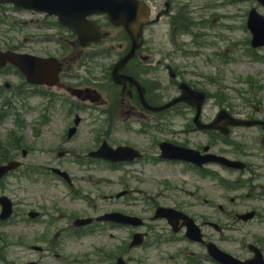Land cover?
<instances>
[{"label":"rangeland","instance_id":"1","mask_svg":"<svg viewBox=\"0 0 264 264\" xmlns=\"http://www.w3.org/2000/svg\"><path fill=\"white\" fill-rule=\"evenodd\" d=\"M144 1L149 3L154 12L163 10L164 3L169 2L175 7L188 4L189 8H192L195 13H201V8L199 6H201L202 3H205V0ZM253 5L254 4L251 1L240 0L232 7H226L225 9L217 8L214 11L209 10L208 14H210L212 20L215 17H222V21H218V23H215L214 27L212 26L211 29H207L202 33L204 34V37L198 39V41L202 43L200 46L190 47L192 49H197L199 55L193 56V54H188V58L182 59L181 51L171 53V60L178 66L179 73L185 76L184 79L197 85L196 87L198 89L206 90L210 94H218L227 98V102H224V105H229L230 108L236 112L248 108L244 105L242 100V96H245L247 93H250L251 95L256 93L259 100H253L254 107L264 108V51L258 52L256 57H251L249 55V45L247 46V38L249 39V34L247 30L243 28L246 22L245 14H247ZM258 11L264 15L263 9H258ZM228 12H230V15H228ZM224 15L233 16L234 18L228 22V19L223 17ZM9 16L10 21L12 19L15 20L14 22L17 24L18 30L13 31L8 29L7 26L0 25V45H13L10 42L13 40L10 38L17 40L22 32L23 34L35 32L34 30L37 23H30L29 26L24 24L23 21H27L28 19H23V14L10 13ZM225 22L229 23L233 29L224 31L222 25L225 26ZM165 28V25L160 24L154 28L153 32L148 31L146 33L147 41H152V44L157 43V47L161 50L164 48V39L166 37ZM227 41H230V43ZM212 44H214V47L211 46ZM179 47L182 48L181 43H179ZM47 50L48 52H51L52 48L49 47ZM163 76L165 82H167L166 73ZM253 103L251 106H253ZM217 104L218 102L216 98L210 99L205 106L206 116L214 113L217 109ZM6 119L7 123L9 118ZM158 120H160L162 124L161 126L149 129L144 133L140 132L139 136H134L132 133L127 132H117L115 138L120 141L128 140L140 145L147 154L149 160H152L155 153V150H153V144L161 140L169 139V128L166 124V117H159ZM85 126H88V123H86ZM10 128L11 126L9 124L7 126H2L0 130ZM175 130H177V128ZM239 132L240 131L236 133ZM84 135H86L85 132ZM177 139H185L188 144L193 147L201 142L202 137L199 134L190 133L188 136H179ZM69 167L72 169L73 173H76L78 178L81 176V173L77 171L81 168V165H69ZM100 167L101 166H96V169L90 171L89 174L95 178V173L103 171V168ZM136 167L140 171L136 173L135 178L125 176L127 188L132 191V198H130L131 196L129 198L132 200L134 199L133 206H131L132 200L127 202L128 205H122L120 202L112 200H101L102 195H108L113 191L120 189L121 185L118 183L117 179L111 180V182L114 183L113 185H100L96 188L93 187V184L98 183L97 181H78L77 188L78 190L83 191V194L89 192L92 196H97L102 192L97 199V208L100 211L125 209L143 217L150 216L151 212L149 211L154 201L161 204H170L172 202L185 203L188 205L189 211L194 213L196 217L206 216L208 214H213L214 211L204 204V199L208 201L209 205L213 203L217 204L218 202H223L228 205V197L234 196V193L227 189L225 183H220L208 175L199 177L192 172L183 173L182 169L161 162H155V164L145 163L144 165L140 164ZM213 169L215 168L211 167V170ZM88 184L91 186L89 187ZM169 185H172L177 189L167 192L169 195L166 197H158V195L166 190L165 186ZM178 190H181L182 192H179ZM61 191L64 192L62 188ZM236 193L244 195L246 192L244 190H238ZM222 195L228 196L225 201L221 200ZM60 196L62 197V195ZM88 205L89 202H87V206ZM84 207L85 203L82 200H77L73 206L78 214L80 211H84ZM157 226L158 227L156 228H161L163 225L159 224ZM105 229L106 231L97 232L94 236H91V238H86L81 244H76L77 254L90 255L94 252L95 248L100 247L105 251H112L118 243L116 240L117 236L120 240L123 238L125 240L128 237V230L121 229L118 231H110L107 228ZM112 233L115 236L113 239L110 238V234ZM180 247L187 248L184 243L176 246H171V243L163 244L160 251H156L150 246L145 251H134L132 256L141 259L143 264H184V258L175 259L177 256L176 250H179ZM92 259L93 257L91 260Z\"/></svg>","mask_w":264,"mask_h":264},{"label":"flooded vegetation","instance_id":"2","mask_svg":"<svg viewBox=\"0 0 264 264\" xmlns=\"http://www.w3.org/2000/svg\"><path fill=\"white\" fill-rule=\"evenodd\" d=\"M128 42L129 41L127 40V43H126L125 38H124V41H123L122 45L120 46L123 54L126 53V51L129 49V43ZM149 56L150 55H148L144 44H142V47L140 48V50L136 54L135 58L131 61V63H129L124 68L123 73H125L129 76H133L132 74L136 73L135 68H138L139 67L138 65H140L141 63H146V61L149 59ZM140 59L143 60L144 62H140ZM136 77H137V75H135L134 78H136ZM136 80H137V78H136ZM137 81L141 84L139 79ZM24 87L25 86L23 85L20 88L22 89ZM61 87L62 86H61V83L59 81L58 85L55 87H52V88H48V87H44V86H39V87L35 88V90L38 91L39 96H40V100H41L40 110H41L42 117H43V121H42V127L43 128L45 126L44 119L47 118L45 112L46 111H48V112L53 111L52 108H54L55 101L60 100V98H61V92H60ZM7 88L10 90L13 97L18 96V94H16V93L18 92L19 88L10 87V86H7ZM68 88H69V86L64 85L65 90H67ZM0 89H1V84H0ZM85 89H88V88H85ZM118 89L120 90V96H121L123 111H125V113L128 116L136 117L142 113H145L141 109V107L138 103L137 90L134 87H129L128 84H125L124 86L118 87ZM144 91H145V97H146V99H148L147 98L148 91L145 87H144ZM87 94L94 95L91 92H87ZM10 103L12 104V102L7 101L6 102L7 106L11 107ZM98 103L100 105H104L105 103H107V100L101 99ZM150 104L154 105V103H150ZM16 111L18 113V110H16ZM173 111L174 110H170L169 112L172 113ZM1 112H2V110H0V116H1ZM187 112H188V110L180 111L179 112L180 114L178 116L184 117L183 122L186 123V127L187 128L191 127V130H193L192 125L188 124L190 119L188 118ZM257 128L261 129L263 131V134H264V127H257ZM215 136H216V140H215V143L213 144V148L214 149L216 148L217 154L222 155V156H226V157L234 155V151L227 152V151H223V150L219 149L218 143H219V139H221V135L219 133L215 132ZM263 140H264V136H263ZM26 143L27 142L25 141V139L21 135H18V136L10 135L7 138V140L5 141V144H4L5 147L11 148V155L8 156L7 160L12 161V160H17L19 158H22V159H24V163L19 167V168H21V171H23V172H21V173H19V172L9 173L4 179L0 180V196L1 195L8 196V195L12 194V189L14 188V183L11 182L10 180L20 181L21 182L20 188L25 192L26 195H32V194L40 193L39 189L41 187V182L37 178L38 174H36L34 172H29L30 166L28 165L27 161H28L29 156H30V150L25 149V147L27 146ZM19 147H20V149H19ZM201 150H203V148H201ZM19 153H20V155H19ZM250 156H251V158H257L256 155H250ZM247 157L248 156H245L243 160L248 161L246 159ZM250 168L251 167L245 163V170L243 173L247 172V170ZM50 174L52 176H56L52 172ZM55 178L58 179L60 177L57 175ZM262 180H264V175H263ZM250 191H251V193H249L247 195V198L250 200V202H249L250 205L243 204L241 209L243 210L242 212H245V213L246 212L247 213L252 212L253 218L247 223H242V222L237 220V216H238L237 213L236 214H228V213H226L227 209H224L222 206H219L218 209L222 213H225V215H227V218L229 220H228V222H225V224H221V222L218 224L219 230L216 231L217 234L221 235V233L224 231V229H227L231 226L235 230L234 223L249 225L252 227H256L258 229L262 228L264 230V185L261 184L260 186L256 185V187H250ZM230 202L234 203V199H231ZM174 208L177 210L183 211V207L180 205L175 206ZM228 216L231 218H229ZM55 217H59V219H60L61 215L59 212V201H57L53 197L43 198L41 200L40 204H35L31 198H26L24 200H21L20 203H14V212H13L12 217L7 221H4V222L0 221V226L13 227L14 224L18 225L20 222H17V221L20 220L24 224L25 229H27L28 225H31V227L29 230L25 231L23 236L16 235L14 237H7L6 238V241L4 242L2 247L0 248V263H1V261H3L4 256L8 253L10 248L14 244L18 243L20 240H21L22 245L33 244L36 241V239L28 233V231H31L35 226L38 228L39 234H41L40 238L37 239L38 244H40V246H38L39 247L38 253H43V251L44 252H50L52 250L53 244L59 247L58 253L63 252V248L65 247V245L63 246V241L65 239L71 238V236L73 234H76L77 230L73 226V219H74L73 216H69L67 218V225L65 227L66 230H64V231H61L59 229L58 224L60 222L57 219H55ZM206 223H208V222H206ZM179 228H180L179 232L176 233V235L181 234V235L185 236L184 235V228L180 227V225H179ZM17 230H18L17 227H15V231H17ZM51 232H53L54 234L50 235ZM61 232H64V235L62 237L60 236V235H62ZM249 237L251 238V244L253 246H255L256 248H258L259 251L262 253V255H264V238L263 237H256L254 235H250ZM55 238L56 239L58 238L59 242H56V241L52 242L51 239H55ZM204 239L206 240V242L216 243L218 245V247H220L222 250L226 251L227 253L231 254L232 256H236L241 251H244L245 252L244 256H239V255L236 256L240 260H246V259L251 258V256H252V254L250 253V251L248 249V246L245 247L241 244V249L236 250L235 245H233L235 242L233 240H230L229 238H222V239L219 238L218 241H215L213 239V237H210L209 235H204ZM223 245H225V247ZM34 246H35V244L30 246V249L32 251L35 250L33 248ZM198 246H199V248L205 249L203 245H198ZM11 255L12 254H8V256H11ZM200 259H202V260L205 259V260L212 262L208 257H206L205 254L201 255Z\"/></svg>","mask_w":264,"mask_h":264},{"label":"water","instance_id":"3","mask_svg":"<svg viewBox=\"0 0 264 264\" xmlns=\"http://www.w3.org/2000/svg\"><path fill=\"white\" fill-rule=\"evenodd\" d=\"M258 1L264 5V0ZM1 2H11L22 9L45 12L49 15L57 16L61 24L70 27L78 35L80 43L83 45L97 39L96 28L86 20L87 16L105 13L112 22L117 24L119 23L120 12L129 11L134 8L143 10L144 8L136 0H0ZM248 27L253 35V46L264 45V18L257 14L254 9L249 14ZM7 61L17 65L21 69L27 66L30 69L32 77L36 79L37 77L41 79L44 76V73L38 69H43L45 60L11 53L1 54L0 63ZM45 78H47V73L45 74ZM193 100H196L194 105L197 107L198 117L203 95L183 86L182 96L176 101H185L192 105L191 101ZM117 264L123 263L119 260Z\"/></svg>","mask_w":264,"mask_h":264}]
</instances>
